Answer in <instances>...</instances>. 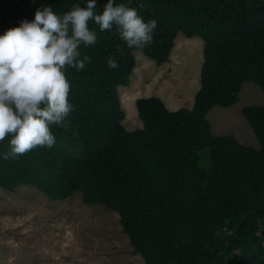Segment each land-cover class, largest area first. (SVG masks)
Instances as JSON below:
<instances>
[{
	"label": "trees",
	"instance_id": "16d2710c",
	"mask_svg": "<svg viewBox=\"0 0 264 264\" xmlns=\"http://www.w3.org/2000/svg\"><path fill=\"white\" fill-rule=\"evenodd\" d=\"M49 2L63 12L75 0ZM126 2L157 20L152 42L129 48L115 28L100 32L91 24L97 43L81 45L90 59L66 72L73 104L67 126H53L51 147L0 156V188L31 185L53 200L80 191L87 205L118 214L144 264H264V106L241 108L257 147L213 133L207 118L214 105L237 102L246 81L264 95V0ZM35 7L29 0H0V30L31 18ZM179 32L203 40L192 105L169 109L159 96L139 97L142 126L127 129L118 86L129 85L134 51L160 65ZM109 56L119 67L108 66ZM8 139L0 141V153Z\"/></svg>",
	"mask_w": 264,
	"mask_h": 264
},
{
	"label": "rangeland",
	"instance_id": "374dc122",
	"mask_svg": "<svg viewBox=\"0 0 264 264\" xmlns=\"http://www.w3.org/2000/svg\"><path fill=\"white\" fill-rule=\"evenodd\" d=\"M136 67L119 94L127 129L141 126L136 98L160 96L170 109L190 107L200 85L203 40L179 32L168 59L156 64L134 51ZM247 104L264 106V95L246 81L234 104L214 105L207 118L215 134H234L243 144L258 146L243 116ZM0 264H144L122 230L118 214L102 204L87 205L80 191L53 200L31 185L13 191L0 188Z\"/></svg>",
	"mask_w": 264,
	"mask_h": 264
},
{
	"label": "clouds",
	"instance_id": "9594fccd",
	"mask_svg": "<svg viewBox=\"0 0 264 264\" xmlns=\"http://www.w3.org/2000/svg\"><path fill=\"white\" fill-rule=\"evenodd\" d=\"M29 3L36 5L31 18L21 17L0 30V141L9 138V147L0 156L5 159L37 146L51 147L56 142L53 126H67L73 104L66 72L83 69L90 59L82 55L81 45L97 43V29L91 24L100 32L115 28L121 40L136 49L152 42L157 25L155 18L146 20L126 0H104L102 7H98L99 0H75L63 12L55 10L49 0ZM107 64L119 67L112 56Z\"/></svg>",
	"mask_w": 264,
	"mask_h": 264
}]
</instances>
